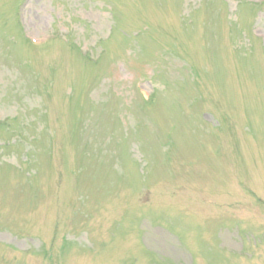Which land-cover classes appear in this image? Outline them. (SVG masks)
<instances>
[{"label": "rangeland", "instance_id": "rangeland-1", "mask_svg": "<svg viewBox=\"0 0 264 264\" xmlns=\"http://www.w3.org/2000/svg\"><path fill=\"white\" fill-rule=\"evenodd\" d=\"M0 264H264V0H0Z\"/></svg>", "mask_w": 264, "mask_h": 264}]
</instances>
